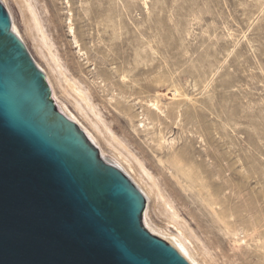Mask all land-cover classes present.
<instances>
[{"label": "rangeland", "instance_id": "1", "mask_svg": "<svg viewBox=\"0 0 264 264\" xmlns=\"http://www.w3.org/2000/svg\"><path fill=\"white\" fill-rule=\"evenodd\" d=\"M3 2L60 109L147 192L150 225L202 264H264V0H29L63 72L28 1Z\"/></svg>", "mask_w": 264, "mask_h": 264}, {"label": "water", "instance_id": "2", "mask_svg": "<svg viewBox=\"0 0 264 264\" xmlns=\"http://www.w3.org/2000/svg\"><path fill=\"white\" fill-rule=\"evenodd\" d=\"M146 201L61 111L0 0V264H192Z\"/></svg>", "mask_w": 264, "mask_h": 264}, {"label": "bare ground", "instance_id": "3", "mask_svg": "<svg viewBox=\"0 0 264 264\" xmlns=\"http://www.w3.org/2000/svg\"><path fill=\"white\" fill-rule=\"evenodd\" d=\"M26 1H28V7H29V10H30V12H31V19H32V23H31V25L33 24V26H34V28H36V30H37V32H38V37H39V41H40V43H41V45H43V46H45L46 48H47V52L48 53H50L51 55V57H52V55H53V53L54 52H52V47H53V40L51 41V39H53L52 37L50 38V35L48 34L49 32H47V30H46V28H45V24L43 23V20L41 19V17H40V14H39V12H37V10H36V8H35V6H33L32 5V3H30L29 2V0H26ZM32 27V26H31ZM71 30L73 31V27L71 26ZM38 41V42H39ZM46 53V52H45ZM54 56H55V53H54ZM47 57V56H46ZM56 58H54L53 60H54V62H55V66L56 67H58L62 72H63V70L61 69V67H62V63H60L61 61L60 60H58L59 58L57 57V54H56V56H55ZM53 58V57H52ZM58 58V59H57ZM60 61V62H59ZM38 65V64H37ZM38 67L42 70V68L38 65ZM43 73H44V71H43ZM61 73V72H60ZM45 74V73H44ZM45 76H46V74H45ZM46 78L49 80V82H50V79L46 76ZM73 81V80H72ZM72 81H70V82H72ZM75 83H73L72 82V89L74 90V91H76V93L79 95V97H80V100L82 101V102H84L85 103V105H86V107L87 108H89L91 111H93L94 112V114H96L97 115V118H99L100 120H103V118L101 119V116L99 115V112H97L96 111V107L94 106V104H92V101H91V94H89V90H88V92L83 88V86H76V81H74ZM51 84V83H50ZM71 84V83H70ZM78 85V84H77ZM85 85V84H84ZM88 88V87H87ZM91 92V91H90ZM54 96H56V95H54ZM91 96V97H90ZM56 98V97H55ZM79 101V100H78ZM57 105H58V101H57ZM81 106V105H80ZM158 106V105H157ZM60 108V107H59ZM83 108V107H82ZM158 109V108H157ZM61 111L62 112H64V110H63V108L61 107ZM66 115H67V113L66 112H64ZM67 116H69L72 120H74L75 122H77L78 123V121L74 118V117H71L70 115H67ZM102 122V121H101ZM79 124V123H78ZM81 126V125H80ZM106 127H107V125H106ZM82 128V127H81ZM107 129L108 130H110V128H108L107 127ZM84 131L86 132V134L89 136V138L94 142V144L98 147V145L96 144V141H95V139H94V136L93 135H91L90 134V132H88V131H86L85 129H84ZM111 131V130H110ZM114 137V136H113ZM115 139V138H114ZM120 142V141H119ZM99 148V147H98ZM99 150H100V148H99ZM101 154H102V156L104 157L105 155H104V152L102 151V149H101ZM118 161V160H117ZM116 161V162H117ZM118 165L123 169V170H125L124 169V167H122L123 165H120L119 163H118ZM142 165V164H141ZM142 168L144 169V172L148 175V177H150L151 178V175L149 174V172L147 171V169H145L144 167H143V165H142ZM126 172V171H125ZM127 174H128V172H127ZM129 176V175H128ZM130 177V176H129ZM132 180V179H131ZM135 184V183H134ZM156 184V183H155ZM136 185V184H135ZM138 188V187H137ZM140 188V187H139ZM138 188V189H139ZM141 189H142V187H141ZM140 190V189H139ZM143 190V189H142ZM141 191V190H140ZM142 192V191H141ZM145 192V191H144ZM142 193L143 194V196H144V198H145V201H146V204H147V202H148V197L149 196H147L146 194H147V192L146 193ZM161 193V192H160ZM149 194V193H148ZM161 197H162V194H159ZM173 202V201H172ZM164 204H165V206H166V210L168 211V213L170 212L171 214L170 215H172V217L173 218H175L176 216H177V212H176V210H175V208H174V206H173V203H171L170 201H167L166 199L164 200ZM149 209V208H148ZM148 209H147V212H145V223H146V226L153 232V233H155V234H157V235H159V236H161L162 238H165V239H167V240H169L170 242H172L183 254H184V256H186V258H188V260L192 263V264H202L197 258H196V255L193 253V251L191 250V247L189 246V244H188V242H187V240H188V238H185L184 236H183V233H180V234H175V235H170L169 237H168V235L166 236V235H164V234H162V233H159L154 227H152L151 225H150V223L148 222V219H147V214H148ZM172 210V211H171ZM161 231V230H160ZM182 232V231H181ZM166 234V233H165ZM171 234V233H170ZM186 236V235H185Z\"/></svg>", "mask_w": 264, "mask_h": 264}]
</instances>
